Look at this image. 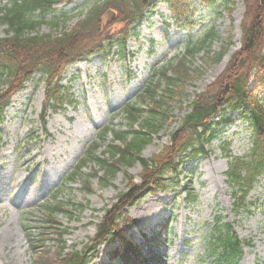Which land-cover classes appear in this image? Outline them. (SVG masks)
I'll return each mask as SVG.
<instances>
[{"label":"rangeland","instance_id":"rangeland-1","mask_svg":"<svg viewBox=\"0 0 264 264\" xmlns=\"http://www.w3.org/2000/svg\"><path fill=\"white\" fill-rule=\"evenodd\" d=\"M10 1L0 0V9ZM72 1L61 0L57 5L56 17L70 18L65 25H72L96 2ZM190 4L191 23L176 24L167 4L161 3L130 37L125 50L116 48L109 56L98 53L69 65L63 83L75 99L72 106L58 113L45 109L42 73H35L22 90L12 95L0 125V264H35L32 232L38 237L46 235V251L54 259L61 248L60 231H64L67 251L91 253L88 264H122L117 255L123 248L119 237L101 243L95 250L92 240L106 209L119 192L127 190L126 176L131 174L140 181V163L121 169L109 181L95 176L93 164L72 182L66 183L65 177L77 169L102 128L111 124L121 129L128 127L127 116L122 113L128 102L141 101L142 107H150L151 97L139 98L140 93L145 91L155 69L167 67L175 57L187 56L186 45L190 41L198 43L211 29L215 33L208 44L187 57L195 72L179 83V97L168 102L170 118L144 147L143 157L150 158L169 144L170 133L187 112L189 102L224 70L240 46L243 0H214L211 4L191 0ZM116 23L114 19L102 27L109 35L115 34L121 30ZM166 24L169 25L165 27ZM50 30V25L44 24L39 31ZM4 33L5 26L0 23V36ZM223 51L218 61L215 57ZM259 91L264 95V89ZM232 119L221 137L232 140L234 152L243 154L251 141V131L240 113H233ZM220 140L211 143L208 156L183 166L192 186L148 194L128 209L136 224L127 229L126 238L145 253L151 243L148 237L159 236V248L155 249L164 258L161 264H208L212 260L207 249L215 215L231 222L242 240L251 241L244 248L240 264H264V181L252 193L256 208L236 212L232 190L226 183L227 164ZM37 152L45 160L25 166L29 155ZM85 179L90 182V189L84 188ZM192 187L196 199L189 203L187 191ZM58 190L59 201L68 211L47 216L44 205ZM155 263L158 262H152Z\"/></svg>","mask_w":264,"mask_h":264},{"label":"trees","instance_id":"trees-1","mask_svg":"<svg viewBox=\"0 0 264 264\" xmlns=\"http://www.w3.org/2000/svg\"><path fill=\"white\" fill-rule=\"evenodd\" d=\"M158 1L98 0L72 27L63 30H59L58 19L51 21L45 19L47 15L56 11L55 6L60 0H12L10 5L3 6L0 20L6 25V32L4 36H0V122L3 120L11 94L21 88L37 71H41L45 78L47 108L58 112L60 108L69 105L72 98L69 89L62 83L63 73L70 63L103 48L105 37L100 19L102 12L107 8L116 10L117 20L128 26L132 24L133 29L142 21L145 12ZM166 1L177 11H185L187 7V0ZM243 1L245 12L241 25L240 47L232 54L216 80L204 92L198 93L189 104L187 113L171 133V144L165 146L151 159H145L140 155L150 140L148 132L156 131L169 119L168 102L179 97L176 90L180 87L179 83L191 76L192 70L186 60L177 63L173 75L168 73V68L165 69L158 84L149 87L147 92H150L154 106L144 119L143 110L136 108L134 104H128L125 110L132 120L130 128L121 132L106 127L100 136L104 142L110 133L114 136L110 144H105L107 150L98 156L97 152L103 145L98 142L93 144L77 170L69 176V181L74 180L88 162L99 166L103 171L100 178L105 181L137 160L142 165L141 182L135 183L134 179L128 176L129 190L119 193L117 202L106 210L98 226L97 242L110 235H116L120 231V225L128 223L126 207L136 203L145 193L176 188L179 180L169 183L166 179L167 173L174 172L178 177L181 174L178 168L182 162L205 156L209 143L219 136L225 122L230 120V110H242L241 115L247 120L253 132L252 142L245 155H234L229 142L222 144L227 145L223 153L228 158L227 182L232 189L235 209L237 211L246 209L248 194L264 176V100L257 91L264 88V0ZM36 12L40 16L36 17L34 15ZM46 22L50 23L55 31L39 34L37 28ZM127 34L128 32L121 37L120 44L124 46ZM211 35L212 31L202 44ZM223 54L224 52L220 53L216 59L220 60ZM163 82L166 89L162 90V95H158V86ZM218 114L221 116L218 117ZM141 119L144 124L138 131L133 125L140 123ZM189 195L193 196L191 192ZM57 197L58 194H55L54 198ZM51 212L53 210H49L48 214ZM221 220L222 217H217L210 245L212 254L216 255L214 264H237L242 256L241 241L233 232L231 224L221 223ZM60 236H64L62 232ZM42 248L43 245L35 246L37 264L85 263L83 254L64 253V246L54 259L47 251L41 253ZM125 261L128 264L138 263L131 257Z\"/></svg>","mask_w":264,"mask_h":264},{"label":"bare ground","instance_id":"bare-ground-1","mask_svg":"<svg viewBox=\"0 0 264 264\" xmlns=\"http://www.w3.org/2000/svg\"><path fill=\"white\" fill-rule=\"evenodd\" d=\"M15 99H13V101H14ZM41 152V151H40ZM40 152H37V153H35V154H31V155H29V157H28V159H27V161H26V163H25V166L28 164V162H33V163H35V164H37V163H41V162H43L44 160H45V158H43L44 157V155H42ZM151 223V222H150ZM149 223V224H150Z\"/></svg>","mask_w":264,"mask_h":264},{"label":"water","instance_id":"water-1","mask_svg":"<svg viewBox=\"0 0 264 264\" xmlns=\"http://www.w3.org/2000/svg\"><path fill=\"white\" fill-rule=\"evenodd\" d=\"M110 15H111V11H108V12L106 13V19H109V18H110Z\"/></svg>","mask_w":264,"mask_h":264}]
</instances>
